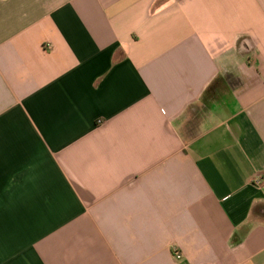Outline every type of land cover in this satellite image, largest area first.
Segmentation results:
<instances>
[{
  "label": "crops",
  "instance_id": "obj_1",
  "mask_svg": "<svg viewBox=\"0 0 264 264\" xmlns=\"http://www.w3.org/2000/svg\"><path fill=\"white\" fill-rule=\"evenodd\" d=\"M0 264H264V0H0Z\"/></svg>",
  "mask_w": 264,
  "mask_h": 264
},
{
  "label": "built area",
  "instance_id": "obj_2",
  "mask_svg": "<svg viewBox=\"0 0 264 264\" xmlns=\"http://www.w3.org/2000/svg\"><path fill=\"white\" fill-rule=\"evenodd\" d=\"M259 183V182H258ZM175 258L176 259H178V260H180V259H182V254L181 253H179V252H175Z\"/></svg>",
  "mask_w": 264,
  "mask_h": 264
}]
</instances>
